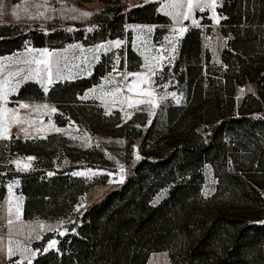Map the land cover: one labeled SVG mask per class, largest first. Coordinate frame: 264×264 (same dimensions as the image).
I'll return each mask as SVG.
<instances>
[{"label":"trees","instance_id":"1","mask_svg":"<svg viewBox=\"0 0 264 264\" xmlns=\"http://www.w3.org/2000/svg\"><path fill=\"white\" fill-rule=\"evenodd\" d=\"M101 1L105 8L95 16L100 24L90 32L79 25L73 31L31 29L1 39L0 53L20 47L25 39L36 46L72 40L90 44L124 35L125 22H169L157 12L156 2L125 10L120 0H115L117 8L111 7L114 0ZM219 10L221 33L229 36L221 52L230 66L225 96L215 90L219 87L204 85L202 60L209 59L202 48L204 30L190 27L173 66L183 101L165 105L163 123L153 119L143 136L142 159L125 182L85 208L63 235L56 233V248L38 254L33 264H146L150 253L160 250L175 264H264V116H258L264 113V91L246 94L236 109L233 95L235 85L264 79V0H223ZM117 53L128 68L141 63L128 45L104 54L89 77L56 82L47 93L29 82L14 98L55 101L58 124L72 120L92 133L126 136L130 149L134 135L123 131L126 124L118 110L106 113L96 101L77 98L110 70ZM135 122L136 115L127 126ZM6 144L14 153L36 156L34 168L20 174L25 219L67 218L79 196L97 182L71 171L109 163L101 148L59 134L0 143ZM62 157L69 165L61 166ZM204 164L211 165L217 180L208 196L201 193ZM164 187L167 195L153 204ZM4 191L1 185L0 198Z\"/></svg>","mask_w":264,"mask_h":264},{"label":"crops","instance_id":"2","mask_svg":"<svg viewBox=\"0 0 264 264\" xmlns=\"http://www.w3.org/2000/svg\"><path fill=\"white\" fill-rule=\"evenodd\" d=\"M148 2H156L157 12L166 16L169 22H125L122 24L124 35L107 37L90 44H86L82 40H72L61 46H36L30 40L25 39L20 47L0 53V143L15 139L32 141L46 138L51 134H59L78 142L85 143L87 139L92 142L96 134L90 132L84 125L72 120L63 125L56 122V114L60 112V109L55 101L34 97H14L20 88L29 82L37 84L45 92V88L49 90L56 82L89 77L94 71V66L104 54L125 48L128 43L141 57L137 47L141 44L151 47L154 42H158L157 27L167 26L173 21L171 14L164 11L158 0H135L126 7L129 10ZM177 2L183 5L182 0ZM192 7L188 11L191 16H194L195 8ZM104 8L105 3L101 0H0V40L24 34L31 29L48 33L56 29L79 25L91 31L99 26L100 22L95 19V16ZM83 13L90 15H83ZM218 17L221 18V16ZM209 25L211 27L219 26L214 22ZM151 26H155V28ZM188 29L184 28L181 32L179 44ZM168 30L169 28L164 27L161 36L165 37ZM117 42H119V46H117ZM45 49L51 55L45 53ZM177 52L178 47L176 56ZM174 59L172 58L169 62L171 65ZM143 62L141 57L140 66L143 65ZM167 63H163V68ZM137 70L139 68L130 69L123 63L120 70L117 72H114L113 69L107 71L100 76L98 82L78 93L77 98L81 101H96L106 113L117 110L116 108H106L103 95L105 96L110 89L117 90L122 86L130 87L129 84L137 81L142 74ZM130 73L139 75H129ZM49 79L51 83L48 82ZM170 91L180 93V101L177 102L180 104L183 101V91L177 87H172ZM21 104H26L28 107L22 108ZM53 108L56 109L55 112L51 111ZM85 145L87 144L85 143ZM3 147L4 145H0V186L3 185L5 191L0 198V204L8 205L11 198L17 197L20 200L19 212L23 217L24 195L20 192V174L34 168L36 156L32 153L19 154L13 158L11 163L6 164ZM62 159L64 162L67 161L65 166L69 165V160L66 157H62ZM85 169H76L74 173H83ZM79 176L86 177L85 174ZM18 219L20 220L17 215H8L4 219V228L6 224H9V221L19 223L21 220ZM1 221L0 218V224ZM11 227L12 225L9 224L8 229L10 230ZM3 230H0V261L6 253H9V249H12L11 243H8L9 248L5 245L7 236ZM8 239L11 240V235H8Z\"/></svg>","mask_w":264,"mask_h":264},{"label":"rangeland","instance_id":"3","mask_svg":"<svg viewBox=\"0 0 264 264\" xmlns=\"http://www.w3.org/2000/svg\"><path fill=\"white\" fill-rule=\"evenodd\" d=\"M134 1L135 0H120L119 3L122 4L125 10H128L126 6L131 5ZM177 1L179 0H158L163 6L164 11L171 14L173 21L167 26L157 27L156 34L157 39H159L158 42H154L151 47L144 46V44L137 47L144 60L143 65L136 67L139 68L137 72L142 73L139 79L132 84H129L130 87L122 86V88H118L117 90L110 89L105 96L103 95L106 108H116L120 112L121 122L126 124L123 131L126 134L134 135L130 149H128L127 146L128 139L126 136L113 137L101 133H94L96 136L92 142L88 139L86 140L85 143L87 145H85L84 142H78L82 146L95 145L101 148L109 163L105 166H86L76 168H86L85 171H83L86 177L83 178L89 181L97 180V182L79 196L73 212L67 218L57 220H45L40 218L25 219L19 212L20 200L17 197L11 198L8 205L1 203L0 218L2 221L0 224V230H3L4 219L8 217V215H17L21 221L18 219L20 221L19 223H9L12 225L10 230L8 229L9 224H6L3 230V233L7 236V239H5V245L9 248L8 243H11L10 246H12V249L11 253H6L4 255L0 264H29V262L30 264H33V260L38 254L45 252V249H50V242L55 241L56 243L53 247L57 246L58 240L55 237L56 233L64 232L67 226L75 221L76 217L80 215L85 208L103 198L109 191L120 187L132 174L134 167L142 159L141 146L143 143V136L145 135L148 126L153 119L159 123H163L165 105L171 101L178 104L177 102L180 101V93L177 94L175 91H170V89H172V87L180 89V85L175 78L176 74L173 66L179 55L181 44H179V36L184 28L199 27L204 30L202 48L209 55L207 61L203 59L202 55L204 75H219L221 74L223 66H227L226 73L230 70V66L226 64L221 57V52L227 46V41L229 39V36L221 33V20L224 18L219 10L221 6L218 7L214 5L216 0H192V5L195 9L194 16H191L188 11L189 0H182L183 5H180ZM222 1L223 0H221V2ZM118 6V2L114 0L111 7L117 8ZM192 12L193 10L191 13ZM105 16L106 15H103L102 17ZM190 16L191 20L189 19ZM218 16H221V18ZM207 20H209L210 23H203ZM213 22L214 24H219V26L211 27L209 24H212ZM151 27L155 28V26ZM164 27L169 28L165 37L161 36ZM75 29L76 26L65 27V30L67 31H73ZM84 30L85 33L90 32L87 28H84ZM210 35H213L215 38L210 39ZM127 38L129 39L128 33ZM128 45L130 46L129 43ZM177 47L178 52L176 56ZM122 49H126V47ZM172 58L175 59L171 65L169 62H171ZM252 59H254L253 65H256L257 58L253 57ZM114 61H116V64L110 68V70L113 69L114 72L120 70L123 67V63L127 65L126 59H124L123 63L121 62L122 60L118 53L114 54L111 63ZM164 62H168L166 65L168 70L164 69L165 67L163 68ZM225 74L223 84L219 86V89H215L223 95L226 94L227 91ZM259 90L264 91V79L247 81L244 84L235 85L233 94L235 109L239 106L246 94L252 93L257 95ZM173 93L175 94L174 96ZM134 115H136L137 122L127 126V122L133 118ZM260 115L264 116V113H261L258 116ZM138 120L143 123L138 122ZM139 130H141L142 133L140 135H135ZM56 142L58 143V141ZM17 156V154L14 155V157ZM137 157H139V159ZM57 159L58 157L55 156L54 160L56 161ZM59 160L60 163H62L64 159L59 158ZM66 162L67 161H63L62 166H65L64 164ZM74 170L71 171L72 174H74ZM202 172L204 175V182L201 187V193L203 196H208L213 193L217 180L210 164H204ZM167 193L168 187L160 189L154 195L151 202L153 204L158 203L167 195ZM42 225L43 227H41ZM8 235H11V240L8 239ZM146 264L175 263L170 260L166 250H160L150 253Z\"/></svg>","mask_w":264,"mask_h":264},{"label":"built area","instance_id":"4","mask_svg":"<svg viewBox=\"0 0 264 264\" xmlns=\"http://www.w3.org/2000/svg\"><path fill=\"white\" fill-rule=\"evenodd\" d=\"M221 3H222L221 0H216L214 5L220 7L222 5ZM209 38L214 39L215 37L213 35H210ZM115 64H116V61L112 62L110 65L111 67H113ZM226 70H227V66H223L221 74L219 75L205 74L204 75V85L205 86L211 85L212 87H219L220 85H222L224 82V74L226 73ZM15 154L19 155V153L12 152L9 145L7 144L4 145L3 155H4V162L6 164L11 163Z\"/></svg>","mask_w":264,"mask_h":264},{"label":"snow or ice","instance_id":"5","mask_svg":"<svg viewBox=\"0 0 264 264\" xmlns=\"http://www.w3.org/2000/svg\"><path fill=\"white\" fill-rule=\"evenodd\" d=\"M188 6H189V8H191V7L193 6V5H192V0H189V4H188ZM83 15H90V14H89V13H83ZM186 18H187V17H186ZM217 22H218V21H217ZM117 46H119V42H117ZM44 52L47 53L48 55H51V53H48V52H47V49H45ZM129 75H139V74L130 73ZM48 82L51 83V80L49 79ZM47 90H48V89L45 88V92H47ZM174 95H175V94L173 93V96H174ZM20 107H22V108H27L28 105H26V104H21ZM45 107H47V106L45 105ZM51 111H52V112H55L56 109L53 108V109H51ZM58 130H59V129H58ZM137 158L139 159V157H137ZM29 159H32V158H29ZM25 167H27V166H25ZM49 175H51V173H50ZM74 175H84V173H74ZM9 223H11V221H9ZM41 227H43V225H42ZM60 234L63 235L64 233L61 232ZM55 243H56L55 241L50 242V244H49V248L53 247V246L55 245ZM45 251H47V249H45ZM9 253H11V250H10V249H9ZM29 264H30V262H29Z\"/></svg>","mask_w":264,"mask_h":264}]
</instances>
